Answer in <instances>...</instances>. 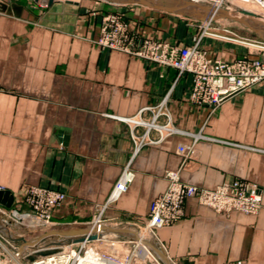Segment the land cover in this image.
Here are the masks:
<instances>
[{
	"label": "crops",
	"instance_id": "0c3cea01",
	"mask_svg": "<svg viewBox=\"0 0 264 264\" xmlns=\"http://www.w3.org/2000/svg\"><path fill=\"white\" fill-rule=\"evenodd\" d=\"M118 11L140 36L181 46L194 40L192 27L169 10L127 0L0 2V189L12 191V207L20 209L33 186L63 191L51 230L80 228L107 201L131 158L132 134L146 132L121 118L151 121L163 103L157 122L235 144L202 138L192 145L190 135L176 133L142 145L131 163L133 181L105 218L143 223L167 186L168 170L204 188L251 181L262 191L259 213H217L190 198L185 215L156 233L176 264H264V89L242 91L216 110L192 103L189 74L174 68L161 74L145 59L97 43L102 16ZM212 44L206 49L213 57H240L237 50L222 58ZM147 135L159 138L154 129ZM0 230L15 232L2 223Z\"/></svg>",
	"mask_w": 264,
	"mask_h": 264
},
{
	"label": "built area",
	"instance_id": "2783aa9c",
	"mask_svg": "<svg viewBox=\"0 0 264 264\" xmlns=\"http://www.w3.org/2000/svg\"><path fill=\"white\" fill-rule=\"evenodd\" d=\"M199 1L204 3L205 7L206 17L203 21L205 28L211 25L212 20L221 11L229 12L238 5L250 4L264 9V0ZM209 34L214 37L221 36L216 33ZM202 37L199 36L191 44L182 46L166 40L143 37L129 29L123 12L118 11L108 12L102 16L97 43L105 48L145 59L160 69L161 74L167 68L176 69L179 76L189 74L191 76V102L199 106H209L212 110H216L228 98L242 91L256 85H264V42L249 43L244 41L256 47V55H243L229 61L211 56L201 44ZM162 104L157 107L155 116L151 121L137 120L134 117L121 118L133 125L144 126L146 132L142 136L132 134L131 138L134 145L132 156L122 169L107 201L97 207L96 213L87 223L90 230L99 224L111 225L110 221L103 217V212L110 203L127 191L133 181L135 172L131 163L142 145L158 143L164 137L176 133L190 135L193 141L192 145L202 138L235 144L227 140L206 136L201 131L196 133L183 131L172 125L170 121L166 123L157 122V116L162 113ZM150 129L159 133L158 139L148 138L147 134ZM186 148L185 145H180L179 151L184 154ZM165 179L167 186L150 202L148 215L144 222L148 237L158 243L165 252L166 248L158 238L156 231L179 221L185 215V204L190 198L197 199L198 203L209 206L219 213L241 211L247 214H256L261 208L260 188L251 181L234 180L213 188H204L183 182L179 170L166 171ZM64 197L63 191L33 186L28 190L25 197L26 209L7 208L0 205V214L4 216L2 222L4 225L9 224V222L15 223L24 230L34 228L43 234L56 226L52 220V212ZM97 233L96 241L105 237L104 230H98ZM25 234L20 235L24 242L26 241L25 237H27ZM17 240L19 238L14 240L0 230V264H108L110 259L113 260L111 254L90 245V240L75 243V247L73 244L67 247H56L55 252L46 255L35 254L53 246H49L45 242H37L32 245H24L21 242V245H18ZM32 255H35L34 259L30 260L29 257ZM23 259H27V261L23 262Z\"/></svg>",
	"mask_w": 264,
	"mask_h": 264
},
{
	"label": "rangeland",
	"instance_id": "374dc122",
	"mask_svg": "<svg viewBox=\"0 0 264 264\" xmlns=\"http://www.w3.org/2000/svg\"><path fill=\"white\" fill-rule=\"evenodd\" d=\"M4 1V0H3ZM126 1V0H125ZM151 1L153 3H156L162 7L170 8L169 5H171V10H166L168 12H171V17L174 19H178L192 27V38H197L199 36L202 37L201 44L203 47L207 48L210 46H213L212 43H216L218 46H214L215 52L219 53V55L222 58L231 57L233 54H235V51H239L240 57L243 55H256V47L253 45H250L248 43L242 42L246 41L249 43H257V42H264V30L257 28V25H253L252 23L249 25L248 22H245L239 18L236 17V10L233 8L228 13H233L232 17L230 14L228 16H224L219 13L217 17H215L212 20L211 25L208 28H205L203 26V21L206 17V12H204V3H202L199 0H147ZM42 3L46 5L48 2L42 0ZM129 4L133 6H144L146 8L155 9L156 7L149 6L141 1L138 2H129ZM247 5V4H246ZM254 9H257L259 7L251 5ZM158 9V8H157ZM261 11H264V9L259 8ZM261 11H258L262 13ZM231 13V14H232ZM264 14V13H262ZM256 20H253L251 22H255ZM259 21V23H258ZM256 21V24H262L260 20ZM257 28V29H256ZM208 32V33H206ZM209 33H216L221 35L220 37H214ZM205 34V36H204ZM239 57V56H238ZM264 89V85H256L250 89ZM261 191V190H260ZM262 195V191H261ZM263 204H261L262 208ZM209 207V206H208ZM211 208V207H210ZM260 208V210H261ZM213 209V208H212ZM106 210V209H105ZM105 210L103 212V217L105 214ZM214 210V209H213ZM259 210V211H260ZM215 211V210H214ZM259 211L257 213H259ZM217 212V211H215ZM232 212V211H231ZM229 212V213H231ZM241 212V211H238ZM219 213V212H217ZM229 213H223V214H229ZM244 213V212H242ZM256 213V214H257ZM247 214V213H245ZM255 215V214H251ZM4 216L0 214V224L3 220ZM145 222V221H144ZM137 223V224H129L124 221H115L111 223V227L116 228H131L134 230L138 238L136 239L133 235L128 233H113L109 232L107 230H104L105 237L100 238L99 240L91 241L90 245H92L94 248L101 250L103 252L109 253L112 255V258L114 261H110L108 264H165L166 262L161 259L152 249L149 245H147L144 241H152L154 244L156 243L152 238H149L148 233L146 229L144 228L145 223ZM7 227L13 228L15 232H13V235L10 236L14 240L19 238L17 240V244L21 245V242L24 245H29L30 241L35 240L36 238H39L43 235H45L48 231L45 233L39 232V230L36 229H28L24 230L22 227L16 225L15 223L6 224ZM81 227L88 228L87 224L80 225ZM13 230V231H14ZM3 232V231H2ZM140 232V233H139ZM5 233V232H3ZM26 233L25 235L27 237L26 241L24 242L23 239L20 238V235ZM7 234V233H5ZM11 234V232H10ZM8 235V234H7ZM29 235V237H28ZM141 236V238H140ZM145 236V237H143ZM140 238V239H139ZM139 239V241H138ZM137 240V244H136ZM62 241V239H58L57 237L52 239L51 236L47 237L45 241H37V242H45L49 246L53 247H67L69 244L67 243H59L54 244L53 242ZM125 241V242H123ZM36 242V243H37ZM114 243V245H112ZM23 245V246H24ZM75 247L76 244H73ZM150 252V253H149ZM35 255H39V252ZM34 255V256H35ZM115 257V258H114ZM27 259H23V262H26ZM173 264H176L171 260Z\"/></svg>",
	"mask_w": 264,
	"mask_h": 264
},
{
	"label": "water",
	"instance_id": "95a60500",
	"mask_svg": "<svg viewBox=\"0 0 264 264\" xmlns=\"http://www.w3.org/2000/svg\"><path fill=\"white\" fill-rule=\"evenodd\" d=\"M53 0H48V3H51ZM141 1L149 6L152 7H156L158 9H163V10H171L169 8H164L156 3H153L151 1H147V0H127V2H138ZM203 8L205 9V7L203 6ZM222 15L224 16H228V12L227 11H221ZM258 27H264V25L262 24H256ZM257 29V28H256ZM14 204V195L12 193V191L8 190V189H0V205L7 207V208H11ZM107 230L109 232H113V233H128L133 235L136 239L138 238L137 233L132 230L131 228H126V227H122V228H116V227H111V226H105V225H97L94 229L90 230L88 228L85 227H80L78 229H73V230H57V229H53L48 231L45 235L36 238L33 241L29 242V245L35 244L37 241L41 240V241H45V239L49 236H52L54 234H61L64 236V238L62 239V241H57V242H53L54 244H59L61 242L63 243H67V244H75V243H79L85 240H95L98 238V230ZM147 245H149L151 247V249L159 256L161 257L162 260H164L166 262V264H173L171 262L170 257L168 256V254L162 249V247L159 244H154L152 241H144ZM56 247H52L46 250H41L39 251L40 255H46V254H50L56 251ZM30 260L34 259V256H30L29 257Z\"/></svg>",
	"mask_w": 264,
	"mask_h": 264
},
{
	"label": "bare ground",
	"instance_id": "6f19581e",
	"mask_svg": "<svg viewBox=\"0 0 264 264\" xmlns=\"http://www.w3.org/2000/svg\"><path fill=\"white\" fill-rule=\"evenodd\" d=\"M234 9L236 10V17L237 18H239V19H241V20H243V21H245V22H248L249 23V25L252 23L253 25H256V21H258V20H260V22L262 23V25H264V14H262V13H264V11H261L259 8H257V9H254L250 4H245V5H238V6H235L234 7ZM262 9V8H261ZM258 11H261L262 13H260V12H258ZM232 13V12H231ZM231 13H229L230 14V16L232 17V15H233V13L231 14ZM253 20H256L255 22H251V21H253ZM258 23H259V21H258ZM257 28H259L260 29V27H258L257 26ZM261 29H263L264 30V27H261ZM242 42H244V41H242ZM246 43V42H245ZM143 237H145V236H143ZM140 238H141V236H140ZM139 238V239H140ZM139 239H138V241H139ZM110 261H114V260H112V259H110L109 261H108V263L110 262ZM166 264V263H165Z\"/></svg>",
	"mask_w": 264,
	"mask_h": 264
}]
</instances>
